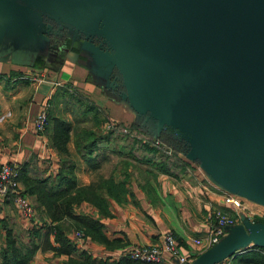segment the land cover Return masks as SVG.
<instances>
[{
    "label": "crops",
    "instance_id": "crops-1",
    "mask_svg": "<svg viewBox=\"0 0 264 264\" xmlns=\"http://www.w3.org/2000/svg\"><path fill=\"white\" fill-rule=\"evenodd\" d=\"M109 7L103 0H0V164L26 165L32 175L55 176L59 154L50 145L49 134L36 131L35 118L49 104L52 115L71 121L60 88L69 87L91 101L112 126L120 124L131 129L140 116L162 124L171 113L151 80L135 73L123 70L120 74L115 67L125 94L118 97L110 93L107 61L100 47L101 27ZM174 133L189 147L177 152L183 163L170 173L158 171L152 163L133 160L128 144L106 149L108 157L118 156L112 170L116 179L123 169L129 173L122 201L110 199V216L100 218L103 232L114 246L106 248L89 237L76 244L71 237L79 251L109 264H143L131 260L127 250L160 244L162 236L171 233L187 258L182 264H204L207 249L194 244L193 239L206 235L215 220V210L232 216L237 229L264 224V183L234 178L224 161L196 136L176 128ZM67 150L74 160L77 184H90L93 171L75 150L72 137ZM124 160L135 168H125ZM227 195L238 198L241 207L224 203ZM31 202L34 215L30 220L10 201L0 204V245L5 226L17 234L41 224L42 216L37 213L33 197ZM76 212L98 216L87 203ZM66 259V255L50 249L38 250L29 264H63ZM157 264L180 263L166 254ZM215 264H264V245L251 243L233 255L220 257Z\"/></svg>",
    "mask_w": 264,
    "mask_h": 264
},
{
    "label": "water",
    "instance_id": "water-1",
    "mask_svg": "<svg viewBox=\"0 0 264 264\" xmlns=\"http://www.w3.org/2000/svg\"><path fill=\"white\" fill-rule=\"evenodd\" d=\"M103 1L107 66L150 79L170 107L154 137L189 132L231 176L264 183V0ZM251 243L264 245V224L231 226L204 264Z\"/></svg>",
    "mask_w": 264,
    "mask_h": 264
},
{
    "label": "trees",
    "instance_id": "trees-1",
    "mask_svg": "<svg viewBox=\"0 0 264 264\" xmlns=\"http://www.w3.org/2000/svg\"><path fill=\"white\" fill-rule=\"evenodd\" d=\"M79 57L82 59V55ZM106 68L109 72L108 83L112 86L110 93L118 97L122 96L125 94V89L118 71L109 65ZM60 89L64 96L65 108L72 114V120L67 121L54 116L49 110L44 128V131L49 134L50 145L59 154L57 173L54 177H43L30 174L26 170V165L19 167L18 179L23 187L22 192L33 197L37 213L42 216V222L40 225L27 228L19 235L15 234L12 228L5 226L0 245V264H29L38 250L47 249L53 250L57 255H66L67 259L63 264H109L95 260L85 251H79L70 238L74 230H81L90 240L106 248L114 246V242L105 236L100 218L110 216V199L118 203L122 201L127 192L126 182L129 173L123 169L118 179L114 176L115 174L109 176L96 174L90 184L83 186L77 184L75 164L67 150V143L72 137L77 153L89 165L93 173L96 172L103 162L109 160L105 153L95 155V152L99 150L98 142L104 137L98 128L97 130L93 128L98 126L99 118L96 117L102 112L91 101L69 87ZM89 113L94 119L93 126H81L80 123L86 121L84 119ZM104 119L106 120L105 116ZM137 120L139 123L132 124L128 133H123V126L120 124L114 125L110 130L111 135L116 133L132 140L129 157L136 162L152 163L158 171L164 173H170L172 168L182 165L183 162L178 158L177 152L185 150L187 145L182 137L175 135L174 128L164 127L159 134L161 144L158 146L153 144V146L150 144V139L143 142V137L144 135L149 138L154 136L157 129L156 123L145 120L143 116L137 117ZM136 134L141 136L138 137ZM104 140L107 141V138ZM164 148L171 149V153H167ZM136 150L140 155L135 154ZM152 158L154 162H151ZM122 162L125 168L129 165L135 168L127 160ZM82 203L90 204L95 208L98 216L76 212Z\"/></svg>",
    "mask_w": 264,
    "mask_h": 264
},
{
    "label": "built area",
    "instance_id": "built-area-1",
    "mask_svg": "<svg viewBox=\"0 0 264 264\" xmlns=\"http://www.w3.org/2000/svg\"><path fill=\"white\" fill-rule=\"evenodd\" d=\"M47 107H44L35 118L36 131L42 132L47 120ZM110 127H113L109 124ZM123 133H128V128H123ZM168 153V152H167ZM19 167L13 163H4L0 165V204L12 200L21 211L22 216L30 220L33 214V208L30 206L28 195L22 192L19 182ZM224 203L233 205L235 208L241 207L238 198L224 196ZM235 224V219L221 210H215V220L202 238L193 239L196 245H203L209 249L222 240L228 233V228ZM72 237L77 242H82L85 238L83 231L77 230ZM177 258L180 264L185 263L187 258L180 253L171 233H166L161 238L160 244L140 245L129 248L126 255L132 260L144 264H157L163 260L164 255Z\"/></svg>",
    "mask_w": 264,
    "mask_h": 264
},
{
    "label": "rangeland",
    "instance_id": "rangeland-1",
    "mask_svg": "<svg viewBox=\"0 0 264 264\" xmlns=\"http://www.w3.org/2000/svg\"><path fill=\"white\" fill-rule=\"evenodd\" d=\"M64 107L65 104H64ZM67 110V109H66ZM48 111H49V104H48V107H47V115H48ZM71 114V113H70ZM96 118H99L98 122V126L97 127H94L93 130H100L101 131V135L104 137V138H107V141L104 140V138H101L98 142V146H99V149H109L110 151L114 148V147H118V146H121V145H132V140H130L129 138H124L123 136H115V137H112L111 136V133H110V130H111V127L109 126L107 120L104 119V116H102V114L100 115H97ZM104 119V120H103ZM71 120H72V114H71ZM86 121H83L80 123L81 126H85V127H91L93 126V118H92V114L89 113L87 116H86V119H84ZM103 120V121H102ZM46 125V124H45ZM124 128V127H123ZM123 137V138H122ZM140 137V136H139ZM150 139V144L151 145H155V146H158L159 144H161L162 140L160 138H155L154 136L152 137H148V136H145L143 137V142H146V140ZM129 142V143H127ZM153 145V146H154ZM103 147H106V148H103ZM166 150V152H168L169 154L171 153V149H167V148H164ZM138 150H136L135 154H139V151L137 152ZM98 151L95 152V155L97 154V156L100 155V153H97ZM105 152H109V151H103V153ZM111 153V152H110ZM109 160L103 162L101 164V166L99 167V169L93 173V176L94 178L96 177V174H101L103 176H109L111 174H113L112 170H113V165H115V162L117 161V158L116 156H109L108 157ZM72 159V158H71ZM73 160V159H72ZM74 161V160H73ZM9 163V162H7ZM4 164V163H3ZM1 165V164H0ZM20 182V181H19ZM21 186V185H20ZM22 189V188H21ZM28 198H29V203H30V206L33 208V203L31 202V196L28 195ZM10 201L12 204H14V202L12 200H8ZM15 205V204H14ZM16 206V205H15ZM17 207V206H16ZM18 208V207H17ZM19 209V208H18ZM33 214H34V208H33ZM77 231V230H74L72 235L74 234V232ZM19 233H21L20 231L17 232V234L19 235ZM86 238V236H85ZM85 240V239H84ZM82 242H76V244H81ZM146 245V244H145ZM153 245V244H151ZM140 246V245H139ZM135 247V246H134ZM131 259V258H130ZM132 260V259H131ZM135 261V260H134ZM138 262V261H137ZM141 263V262H140ZM144 264V263H143Z\"/></svg>",
    "mask_w": 264,
    "mask_h": 264
}]
</instances>
